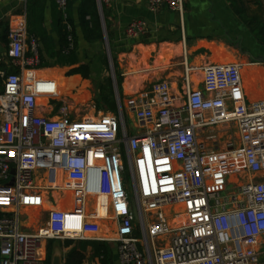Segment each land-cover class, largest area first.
Wrapping results in <instances>:
<instances>
[{
	"label": "built area",
	"instance_id": "2783aa9c",
	"mask_svg": "<svg viewBox=\"0 0 264 264\" xmlns=\"http://www.w3.org/2000/svg\"><path fill=\"white\" fill-rule=\"evenodd\" d=\"M69 1L54 0L68 32L64 55L75 49ZM145 1L151 11L182 12L184 5ZM102 2L96 6L105 32ZM144 32V20L125 28L130 37ZM8 40L15 70H0V264H41L43 241L93 234L103 200L115 217L119 264H260L264 180L228 190L227 161L196 136L199 127L236 123L247 172L264 170V101H246L240 64L201 68V88L187 90L182 102L166 81L123 98L108 48L114 111L73 119L62 106L46 117L37 114L34 79L26 73L41 63L40 42L25 23L11 28ZM229 96L236 101L232 110ZM48 192L59 208L34 232H24L20 209L41 207Z\"/></svg>",
	"mask_w": 264,
	"mask_h": 264
},
{
	"label": "crops",
	"instance_id": "0c3cea01",
	"mask_svg": "<svg viewBox=\"0 0 264 264\" xmlns=\"http://www.w3.org/2000/svg\"><path fill=\"white\" fill-rule=\"evenodd\" d=\"M83 1L72 0L68 6L77 41L75 51L67 55L58 53L53 58L44 53L47 66L38 65L26 70L34 79V85L30 89L36 93L37 99L43 97L42 92L48 91L47 103L43 99L39 101L43 103L38 102V115L55 117L58 110L55 103L60 99L65 100L69 108L86 102L93 103V112L87 113V116L106 112L99 110L102 106L106 108V104L111 101L103 37L95 41L84 38V23L79 15V6ZM242 2L246 16L256 17L264 23V0H184L182 12L165 6L151 11L145 0H103L102 18L106 35L108 34L120 95L126 98L148 89L158 81H166L171 94L178 102H182L187 90L201 88V68L236 63L241 65V88L246 101H264V43L258 40L232 5L241 7ZM26 4L27 0L0 1V70H15L11 67L8 56V34L7 38H4V34L7 29L9 31L20 23L27 25ZM55 7L54 0H44L41 24L52 39L54 49L58 50L59 37L53 25ZM138 19L144 20L145 32L135 37L127 36L126 26ZM85 20H89V16ZM40 46L42 47L41 42ZM25 55H29L27 50ZM83 64L89 67L88 78L80 74L69 75L71 69ZM53 81L52 85L48 84ZM44 82L48 86L42 90L39 87ZM235 105L236 101L232 96L226 98L227 109L232 110ZM209 116V112L204 113L205 118ZM196 136L227 161L225 175L228 190L250 180H264V170L251 175L245 168L236 123L224 122L199 127L196 129ZM229 142L232 143L231 147H227ZM63 197L68 200V194ZM56 208H59V203H53L50 199L41 207H22V230L34 232L46 222L49 211ZM99 211L101 216L95 220L97 230L93 234L69 244H66V239L43 241L39 250L40 263L43 264L50 253L48 264H51L54 256L60 258V263L64 260L67 264L66 257L72 253L74 257L71 261H77V264H119L117 244L113 239L116 232L115 217L108 200H103ZM90 240L99 241L100 247L101 242L108 244L107 261L102 263L99 247L96 243H87ZM257 251L260 264H264V244Z\"/></svg>",
	"mask_w": 264,
	"mask_h": 264
},
{
	"label": "trees",
	"instance_id": "16d2710c",
	"mask_svg": "<svg viewBox=\"0 0 264 264\" xmlns=\"http://www.w3.org/2000/svg\"><path fill=\"white\" fill-rule=\"evenodd\" d=\"M71 1L72 0L69 1V4ZM232 5L235 11L237 12V14L247 24L250 30L257 35L258 40L261 43H264V23H261L260 20L256 17H249L245 15L244 14L245 6L243 2L241 4V7H236L235 4H232ZM26 8H27V32L29 34L35 35L38 38L39 42L42 43V47L40 46V49H39V58L41 60L40 65L45 67L48 65V63L44 59L43 54L45 53L47 54L48 57L53 58L58 53H61V50L67 45L68 32L66 30V26L62 22V18H61L59 10H57L55 7L53 25H54L55 32L57 33L59 37V49L58 50L54 49L52 39L47 34V32L43 29L42 24H41V16L43 13V8H44V0H27ZM79 15H80L82 22L84 23V26H83L84 38L87 41H95L97 39H100L101 33H102V27H101V21H100V17H99L97 6H96V1L95 0H84L79 6ZM86 16H89V20H85ZM68 21L73 26V20L69 16V14H68ZM7 32H8V29L6 30L4 34V38L5 37L7 38V34H8ZM71 33L75 41V47L77 48V41H76V35H75L74 28H72ZM107 38H108V34H107ZM52 45H53V48H52ZM1 67H2V63L0 62V69ZM72 74H80L84 78H88L90 74L89 67L86 64H83L77 68H73L69 71V75H72ZM1 81H2V78L0 76V83ZM116 82L118 84L117 78H116ZM92 199L93 198L90 197L89 202ZM65 241H66V244L73 242V240H70V239H66ZM87 243H91L93 245L95 243L97 244L96 246L99 247L98 253L102 257L101 258L102 263H104L105 261L109 259V254H108L109 247L106 242H101L102 243L101 247L98 244L99 241L90 240ZM72 257H74L72 256V253L67 255L66 257L67 264H77V261H74V260L71 261ZM81 257L82 255H80V258ZM50 259H51V255L50 253H48L47 260L43 264H48Z\"/></svg>",
	"mask_w": 264,
	"mask_h": 264
},
{
	"label": "rangeland",
	"instance_id": "374dc122",
	"mask_svg": "<svg viewBox=\"0 0 264 264\" xmlns=\"http://www.w3.org/2000/svg\"><path fill=\"white\" fill-rule=\"evenodd\" d=\"M101 38L103 39L104 46H105V49L103 50L104 58L107 60L106 65H107V67L109 69V83H108L107 86H109V88H110V96H111L110 100L111 101L109 102V104H106V106H107L106 108H104L102 106L101 107V110H99V111H114V109H115V106H114V94H113V88H114V86H113V81H112V78H111V71H110V66H109V61H108V51H107L108 48H109V43H108V38H107V35H106V31L104 32L103 29H102V33H101ZM109 51H110V49H109ZM112 64H113V67L115 68L113 59H112ZM52 83H54V81L51 82V83H48V84H51L52 85ZM48 84H46L44 87L41 86L40 88H42V90H43V88L47 87ZM53 86H54V84H53ZM42 94H43V97L42 98H39L38 97L37 100L39 102L41 99H43V101L46 104L47 103V94H48V91L46 90V92L45 93L42 92ZM50 101H53V100L51 99ZM40 103H43V102H39V104ZM52 105H54V104L52 103ZM62 106H65L67 108L68 115L71 118L75 119V118H82L84 116H87L86 115L87 113L93 112L92 106H94V104L91 103V102H86L84 104H80V105L73 106V107L69 108L68 107V103H66L65 100L60 99L59 101H56V103H55V108L56 109H59ZM95 111H96V109H95ZM125 116H126L127 124L129 125V127H132L134 125V118H133L132 114L130 112H128V111H125ZM48 195H49L50 200L53 203H55L53 201V198H52L53 197L52 192H48ZM91 202H92V200H91ZM91 202L89 204H91Z\"/></svg>",
	"mask_w": 264,
	"mask_h": 264
},
{
	"label": "water",
	"instance_id": "95a60500",
	"mask_svg": "<svg viewBox=\"0 0 264 264\" xmlns=\"http://www.w3.org/2000/svg\"><path fill=\"white\" fill-rule=\"evenodd\" d=\"M11 173H14V169L11 170ZM134 216H135V218H137V214H136V212L134 213ZM51 264H61V263H60V258H59L58 256H54V257L52 258V262H51Z\"/></svg>",
	"mask_w": 264,
	"mask_h": 264
}]
</instances>
